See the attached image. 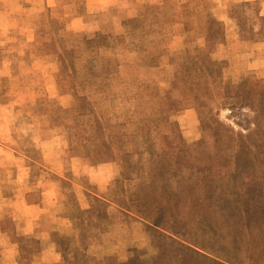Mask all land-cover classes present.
I'll use <instances>...</instances> for the list:
<instances>
[{"label": "rangeland", "instance_id": "1", "mask_svg": "<svg viewBox=\"0 0 264 264\" xmlns=\"http://www.w3.org/2000/svg\"><path fill=\"white\" fill-rule=\"evenodd\" d=\"M262 156L264 0H0V264H264Z\"/></svg>", "mask_w": 264, "mask_h": 264}, {"label": "trees", "instance_id": "2", "mask_svg": "<svg viewBox=\"0 0 264 264\" xmlns=\"http://www.w3.org/2000/svg\"><path fill=\"white\" fill-rule=\"evenodd\" d=\"M235 106V105H233ZM231 128V127H230ZM232 129V128H231ZM238 135L240 136V139H242L244 136L245 137H249L250 132L247 134H243L242 132H239ZM246 139V138H245ZM238 149L236 150V159H235V165H234V175H236L237 173H239L240 171L244 170L245 165L249 164V165H253L254 161H252V159H255L256 157H250L248 155L249 153V145L247 144L246 140H240L239 145L237 147ZM258 170H261V175L260 178L257 179V175L255 172H251L250 174H254L255 178H253L255 185H257L258 187V191H259V201L261 204V210L264 212V156H262L261 159V165H258ZM234 177V176H233ZM179 194V193H177ZM100 205H105V202H103L100 198L94 197V205L92 206L93 208H89L88 210L92 213H94L96 210L97 215H100L102 213H100ZM163 208L159 209V212L157 214V216L153 219L152 223H149V227L155 232V236L160 238V239H170L171 241H174L176 238L173 237L172 234L167 233L162 231L161 228V220L163 218L164 212L162 210ZM262 211L259 214V218L260 215H262ZM154 236V234H153ZM182 244L183 248H190V250H192L194 253H198L197 250H195L194 248H192L191 246H187L186 243H180ZM182 248V249H183ZM164 249V248H163ZM162 249V250H163ZM160 254H162V252H160ZM218 262V261H216Z\"/></svg>", "mask_w": 264, "mask_h": 264}, {"label": "crops", "instance_id": "3", "mask_svg": "<svg viewBox=\"0 0 264 264\" xmlns=\"http://www.w3.org/2000/svg\"><path fill=\"white\" fill-rule=\"evenodd\" d=\"M33 205V204H32ZM31 204H29L28 206L30 207V206H32Z\"/></svg>", "mask_w": 264, "mask_h": 264}]
</instances>
